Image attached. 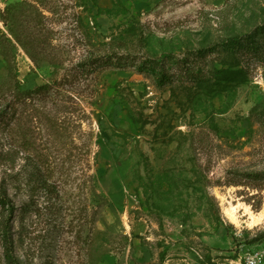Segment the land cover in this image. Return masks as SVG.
Returning a JSON list of instances; mask_svg holds the SVG:
<instances>
[{"label":"rangeland","instance_id":"obj_1","mask_svg":"<svg viewBox=\"0 0 264 264\" xmlns=\"http://www.w3.org/2000/svg\"><path fill=\"white\" fill-rule=\"evenodd\" d=\"M263 23L264 0H0L19 87L62 77L0 129L19 264H264V185L224 184L264 170V53L216 50L194 59L202 76L182 72L196 49ZM92 53L120 62L76 74ZM221 61L243 69L216 88L205 72Z\"/></svg>","mask_w":264,"mask_h":264},{"label":"trees","instance_id":"obj_2","mask_svg":"<svg viewBox=\"0 0 264 264\" xmlns=\"http://www.w3.org/2000/svg\"><path fill=\"white\" fill-rule=\"evenodd\" d=\"M7 8L8 7H6V9ZM5 25L9 29L8 23H5ZM18 40L20 41L21 39ZM216 50L219 55L225 53L224 56H226V53H228L231 57L236 58L239 63L246 59L252 52L255 53L260 51L261 53H264V23L263 25L256 26L254 30L247 33L225 37L209 46L196 49L195 52L192 53V56H195L194 58H190L189 56L185 57L182 72H184L190 80L202 76L203 70H199V68L195 69L194 59L205 57L208 52L211 53ZM0 56L2 57L6 68L5 80L0 82V129L2 131H7L10 125L11 116L17 110L16 104L22 105L26 103L27 99L35 100L47 97L54 85L59 86L62 84V77L53 80V83L51 84L43 83L31 89H21L17 80L13 45L6 32L2 30H0ZM113 57V60L117 61L118 59V62H120L119 57L116 55H96L92 53L85 59L78 61L74 69L76 70V74L82 73L83 75H87L90 73H96L104 66L112 63ZM238 62L232 64L221 61V67L211 64V69L204 72L205 74L209 72L208 75L210 76L215 73L217 76L215 77L217 80L216 88L224 87L226 83L236 80L237 76L241 74L242 67L241 69H233V66H236ZM224 64H227V66L224 67ZM141 66L154 74L156 82L159 85H162L165 82H172L176 77L166 69L164 63L156 59H150L146 62L142 61ZM259 120L264 123V113L259 115ZM11 164V150L9 148L0 150V166H2V175L0 176V264H19L12 237V221L15 217L17 206L8 191V187L11 186V180L14 179L10 171ZM94 182L95 180L93 183ZM247 182H250L255 186L264 185V170H230L227 172V176L224 180V184L233 185L246 184ZM218 184L222 183L219 181ZM93 194L97 195L95 188ZM96 215L97 206L95 205L91 214L92 223L95 222Z\"/></svg>","mask_w":264,"mask_h":264},{"label":"built area","instance_id":"obj_3","mask_svg":"<svg viewBox=\"0 0 264 264\" xmlns=\"http://www.w3.org/2000/svg\"><path fill=\"white\" fill-rule=\"evenodd\" d=\"M260 261V256L258 253H254L252 255H249L246 258V264H258Z\"/></svg>","mask_w":264,"mask_h":264}]
</instances>
